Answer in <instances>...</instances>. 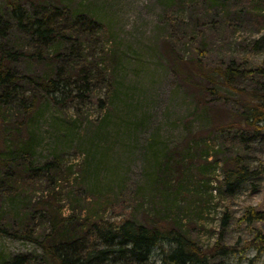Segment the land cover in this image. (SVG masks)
Segmentation results:
<instances>
[{"label": "rangeland", "instance_id": "obj_1", "mask_svg": "<svg viewBox=\"0 0 264 264\" xmlns=\"http://www.w3.org/2000/svg\"><path fill=\"white\" fill-rule=\"evenodd\" d=\"M18 2L25 24L52 19L60 36L41 48L0 0L9 28L0 45L22 54L12 69L46 77L61 68L77 84L53 104L23 82L20 91L38 98L32 118L17 103L0 110V159L8 163L0 167V227L11 235L0 234V264L41 255L38 242L51 231L43 206L85 225L100 218L174 227L208 264H264V254L243 249L264 234V222L243 221L264 211V175L233 194L222 184L236 156L252 170L264 166V131L243 130L236 117V90L264 88L251 72L264 68V0ZM201 51L209 69L233 65L241 75L230 85L215 76L189 86L175 69L188 71ZM80 76L90 80L84 97ZM47 163L50 170L32 171ZM162 259L155 249L151 263Z\"/></svg>", "mask_w": 264, "mask_h": 264}, {"label": "trees", "instance_id": "obj_2", "mask_svg": "<svg viewBox=\"0 0 264 264\" xmlns=\"http://www.w3.org/2000/svg\"><path fill=\"white\" fill-rule=\"evenodd\" d=\"M3 1L9 7L11 16L18 21L19 29L28 34L32 40L35 39L41 48H50L60 36L52 25V19L39 18L33 24H25L22 6L18 0ZM8 32L7 23L0 17V39H7ZM21 55V53L10 49L7 43L0 45V110L17 103L23 114L30 120L37 109L38 98L34 95H24L20 91L21 83L25 82L34 86L44 94L50 103L60 104L59 97L62 94L65 95V90L75 83L77 84V81L72 82V77L66 76L65 71L62 73L61 68H57L52 76L20 75L12 69V64L18 62ZM36 59L41 58L36 56ZM205 60L206 54L201 51L191 62L192 64L187 66L188 71L175 70L183 82L193 87L200 86L199 81L201 80L211 82L215 76L230 85L234 79L241 75V72L233 65L209 69ZM251 72L264 79L263 67ZM89 85L90 80L87 76L79 77L77 89L79 94H82L81 97H84L88 92ZM236 91L242 96L240 110L236 113L242 129L259 135L264 131V88L251 91L238 89ZM18 126L26 129L28 123L23 119ZM2 128L0 121V138L2 132L4 133ZM7 165L5 160L0 159V167L5 168ZM51 167L52 164L47 163L34 167L32 171L38 173L50 170ZM223 173L222 184L225 185L228 192L233 194L243 183L264 175V166L260 165L257 170H252L246 165L244 158L236 156L226 164ZM41 208L44 210V216L51 230L45 235L42 242H38L41 255L38 258L18 256L12 260L4 261L2 264H152V252L157 248L162 250L163 264H208L209 257L174 227H165L161 225L162 223L138 225L128 220L111 222L100 218L85 225L79 221L76 222L72 217L61 215L50 206ZM243 221L251 225L256 222H264V211H248L245 213ZM0 234L7 235L9 233L0 227ZM12 236L23 237L32 242L36 241L31 233L23 236L12 233ZM243 249H252L259 256L264 254V234L256 232L253 239L245 243ZM236 251L233 248L222 247V252L225 254H233ZM246 264H255V262L251 259Z\"/></svg>", "mask_w": 264, "mask_h": 264}]
</instances>
